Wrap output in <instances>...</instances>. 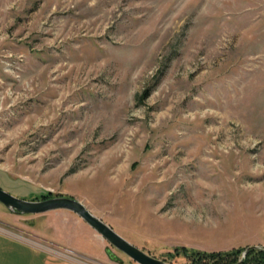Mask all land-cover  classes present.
Masks as SVG:
<instances>
[{
	"label": "rangeland",
	"instance_id": "1",
	"mask_svg": "<svg viewBox=\"0 0 264 264\" xmlns=\"http://www.w3.org/2000/svg\"><path fill=\"white\" fill-rule=\"evenodd\" d=\"M0 189L74 198L167 264L262 249L264 0H0ZM0 230L137 264L67 210L0 203Z\"/></svg>",
	"mask_w": 264,
	"mask_h": 264
},
{
	"label": "water",
	"instance_id": "2",
	"mask_svg": "<svg viewBox=\"0 0 264 264\" xmlns=\"http://www.w3.org/2000/svg\"><path fill=\"white\" fill-rule=\"evenodd\" d=\"M0 203L11 212L20 214L39 215L54 210H67L73 212L97 234H99L102 239L106 240L111 246L124 253L137 264H167L164 261L148 255L123 239L110 226L92 214L80 201L74 198L54 197L41 201H27L14 197L0 189ZM262 249H264V247H262ZM106 252L109 254L108 250H106ZM243 258L244 256L242 259Z\"/></svg>",
	"mask_w": 264,
	"mask_h": 264
},
{
	"label": "trees",
	"instance_id": "3",
	"mask_svg": "<svg viewBox=\"0 0 264 264\" xmlns=\"http://www.w3.org/2000/svg\"><path fill=\"white\" fill-rule=\"evenodd\" d=\"M50 194L36 198V200L49 199ZM243 249L221 252H204L185 247H175L169 256H182L190 261V264H264V249L250 248L240 261ZM240 261V262H239ZM239 262V263H238Z\"/></svg>",
	"mask_w": 264,
	"mask_h": 264
},
{
	"label": "crops",
	"instance_id": "4",
	"mask_svg": "<svg viewBox=\"0 0 264 264\" xmlns=\"http://www.w3.org/2000/svg\"><path fill=\"white\" fill-rule=\"evenodd\" d=\"M54 258L47 250L0 230V264H54Z\"/></svg>",
	"mask_w": 264,
	"mask_h": 264
}]
</instances>
